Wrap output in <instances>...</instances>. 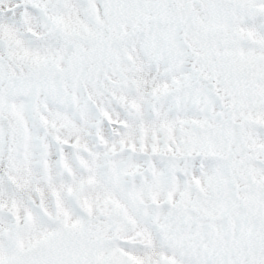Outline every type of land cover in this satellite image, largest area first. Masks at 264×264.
I'll list each match as a JSON object with an SVG mask.
<instances>
[{"label": "snow or ice", "instance_id": "6c2138e0", "mask_svg": "<svg viewBox=\"0 0 264 264\" xmlns=\"http://www.w3.org/2000/svg\"><path fill=\"white\" fill-rule=\"evenodd\" d=\"M0 264H264V0H0Z\"/></svg>", "mask_w": 264, "mask_h": 264}]
</instances>
